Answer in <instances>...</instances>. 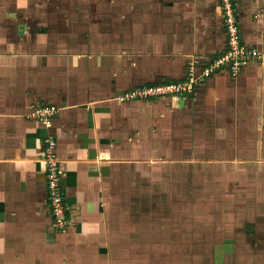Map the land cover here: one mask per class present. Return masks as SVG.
I'll list each match as a JSON object with an SVG mask.
<instances>
[{"label":"crops","instance_id":"1","mask_svg":"<svg viewBox=\"0 0 264 264\" xmlns=\"http://www.w3.org/2000/svg\"><path fill=\"white\" fill-rule=\"evenodd\" d=\"M36 1L0 0V264H102L107 197L123 169H145L153 158L152 140L141 131L150 137L160 123L162 139L178 142L182 133L212 128V118L220 126L223 120L239 125L238 118L264 124V0L236 3L241 42L260 58L235 77L204 78L186 98L133 102L118 96L181 81L189 71L197 77L200 63L222 52L221 0H129L120 19L135 23L130 39L106 40L100 49L74 48L66 31L44 28ZM138 6L145 12L132 11ZM48 105L56 107L50 128L33 115ZM48 135L56 142L72 220L60 231L46 204L41 157Z\"/></svg>","mask_w":264,"mask_h":264},{"label":"rangeland","instance_id":"2","mask_svg":"<svg viewBox=\"0 0 264 264\" xmlns=\"http://www.w3.org/2000/svg\"><path fill=\"white\" fill-rule=\"evenodd\" d=\"M127 1L38 0L34 13L44 28L71 35L74 48L100 49L106 40L130 39L135 23L120 19L130 10ZM132 11L143 13L145 6ZM59 14L68 18L54 19ZM238 120L230 127L229 120L220 126L212 118L216 125L199 128V141L190 132L165 142L160 123L150 137L141 131L152 140L153 158L145 169H123L107 197L102 264H264V124Z\"/></svg>","mask_w":264,"mask_h":264},{"label":"built area","instance_id":"3","mask_svg":"<svg viewBox=\"0 0 264 264\" xmlns=\"http://www.w3.org/2000/svg\"><path fill=\"white\" fill-rule=\"evenodd\" d=\"M239 1L241 0H221L225 46L222 52L211 60L200 63L201 72L199 76L195 77L193 72L189 71L181 81L137 87L124 92L119 100L133 102L137 99L186 98L193 93L204 78L223 72L235 77L246 64L260 58V54L256 49L246 47L241 42L236 12V3ZM55 114L56 109L48 106L38 107L33 111V115L46 128L51 127V119ZM42 144L41 162L45 166L46 204L53 228L60 231L72 225V220L67 215L66 198L62 188V165L56 156V142L53 136H46Z\"/></svg>","mask_w":264,"mask_h":264}]
</instances>
